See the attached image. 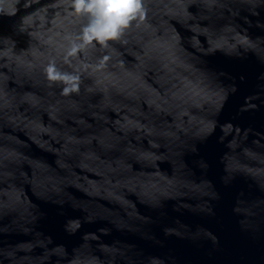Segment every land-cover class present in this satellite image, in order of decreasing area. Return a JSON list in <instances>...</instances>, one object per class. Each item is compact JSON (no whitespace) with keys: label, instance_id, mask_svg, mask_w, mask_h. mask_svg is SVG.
<instances>
[{"label":"clouds","instance_id":"9594fccd","mask_svg":"<svg viewBox=\"0 0 264 264\" xmlns=\"http://www.w3.org/2000/svg\"><path fill=\"white\" fill-rule=\"evenodd\" d=\"M217 55L259 62L247 110L264 112V0H0V264H182L171 241L215 264L221 236L181 215L215 222L237 181L231 214L256 254L235 264H264V133L224 139L218 176L201 155L236 131ZM98 200L115 207L83 231Z\"/></svg>","mask_w":264,"mask_h":264},{"label":"water","instance_id":"95a60500","mask_svg":"<svg viewBox=\"0 0 264 264\" xmlns=\"http://www.w3.org/2000/svg\"><path fill=\"white\" fill-rule=\"evenodd\" d=\"M208 66L216 71H224L232 77L237 78V85L239 90L233 96L229 109L220 115L221 122L231 121L236 127V131L230 129L227 125L218 127L212 137L205 145L201 147V155L205 156L214 165V175L221 174L219 159L222 146L220 145L224 139L233 138L240 130H252V132L264 133V112H252L247 110L249 104L248 97L256 92V81L254 76L258 71L259 62L257 60H250L249 62L241 63L237 61L226 60L222 56H215L208 58ZM243 75L246 77L245 83H239L238 78ZM244 187L242 181H237L232 187L221 189L223 200L218 208V219L215 222L209 224L207 219L202 215L194 212L185 211L181 215V219L184 224L188 225L193 231H195L200 225H207L213 228L221 236L222 246L224 251L217 255L215 264H235V259L240 254H247L252 257L256 254V249L252 246L248 238L242 234L235 225V217L231 214V207L235 198L236 192ZM76 194L82 200L88 201L91 198L83 192H79L75 189ZM31 195V193H29ZM190 196L195 197L196 193H189ZM35 201L36 197L32 196ZM192 202H195L193 199ZM103 206V207H101ZM45 207L48 211L50 221L46 224L48 231L54 232L58 240L63 239V234L59 231L58 224L55 217V209ZM89 207L97 213L94 217L95 223L85 224L83 231H95L97 228L104 225L106 219L109 218V214L106 209H112L115 206L109 204L107 201L98 200L90 204ZM143 211V206H141ZM73 215H82V213L74 212ZM179 215V214H177ZM180 227V225H177ZM185 231V229H181ZM121 239H130L131 236L127 234H116ZM13 242L16 240H23L24 237H12ZM141 247H144L146 251L156 253L158 250L151 249L139 241H136ZM169 246L176 250V253L182 264H205V258L202 252H198L192 248L186 242L171 241Z\"/></svg>","mask_w":264,"mask_h":264}]
</instances>
